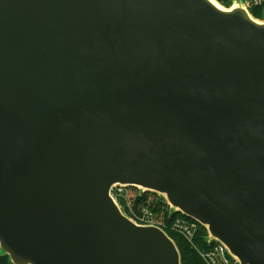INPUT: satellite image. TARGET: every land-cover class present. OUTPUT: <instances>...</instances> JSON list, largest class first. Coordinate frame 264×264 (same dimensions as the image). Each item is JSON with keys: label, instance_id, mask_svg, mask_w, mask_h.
Returning a JSON list of instances; mask_svg holds the SVG:
<instances>
[{"label": "water", "instance_id": "obj_1", "mask_svg": "<svg viewBox=\"0 0 264 264\" xmlns=\"http://www.w3.org/2000/svg\"><path fill=\"white\" fill-rule=\"evenodd\" d=\"M0 0V247L14 264H182L115 184L264 264V22L233 0Z\"/></svg>", "mask_w": 264, "mask_h": 264}, {"label": "built area", "instance_id": "obj_2", "mask_svg": "<svg viewBox=\"0 0 264 264\" xmlns=\"http://www.w3.org/2000/svg\"><path fill=\"white\" fill-rule=\"evenodd\" d=\"M241 3L250 13L251 10L255 8H261L264 11V0H242ZM120 186L123 187L121 184H115L111 188V195L116 202L117 196L123 195V188ZM141 213L142 216L140 217V222H136L137 224L143 226H157L167 233V230L164 229V227L155 222V214L149 206L144 207ZM181 214V219L174 220L173 230L191 243L202 258L204 264H240L237 257H235L223 243L214 238L210 233L205 236V247L196 245L195 239L199 234L200 224L190 216L183 213Z\"/></svg>", "mask_w": 264, "mask_h": 264}, {"label": "rangeland", "instance_id": "obj_3", "mask_svg": "<svg viewBox=\"0 0 264 264\" xmlns=\"http://www.w3.org/2000/svg\"><path fill=\"white\" fill-rule=\"evenodd\" d=\"M216 1L219 2V4H221L222 7L225 9H231L235 5V2L233 0L232 1L231 0H224V1L216 0ZM226 3H228L229 6L226 5ZM261 11L262 12H260L261 13L260 17L257 18V20L260 22H264V11L263 10ZM251 15L255 18L253 14V10H251ZM121 188H123V195L117 196L116 198L117 203L121 207V210L129 218L133 219L137 223L140 222V217L142 216L141 212L143 208L146 206H149L152 209L153 213L155 214V222L160 224L167 231L174 232L173 230L174 220L181 219L182 214L180 213V211L176 210L168 202L165 195L157 193V192H152L142 187H136V186L123 185V187ZM199 232H200V229H199ZM195 243L196 245H198L197 242ZM0 264H14L10 256L7 253H5L1 249V247H0Z\"/></svg>", "mask_w": 264, "mask_h": 264}, {"label": "trees", "instance_id": "obj_4", "mask_svg": "<svg viewBox=\"0 0 264 264\" xmlns=\"http://www.w3.org/2000/svg\"><path fill=\"white\" fill-rule=\"evenodd\" d=\"M226 5L229 6L228 3H226ZM261 10H262L261 8L253 9V14L255 16V19L260 17V14H261L260 12H262ZM175 216H177V215H175ZM167 233L175 241V243H176V245H177V247L181 253V263L182 264H204L202 258L198 254L197 250L187 241L186 238H184L182 235L175 233V232H172V231L171 232L167 231ZM207 234H208L207 228L205 226H203L202 224H200V232L196 238V242H197L198 246H200V247L206 246L205 236Z\"/></svg>", "mask_w": 264, "mask_h": 264}, {"label": "bare ground", "instance_id": "obj_5", "mask_svg": "<svg viewBox=\"0 0 264 264\" xmlns=\"http://www.w3.org/2000/svg\"><path fill=\"white\" fill-rule=\"evenodd\" d=\"M216 5H218V6H220V7H222V5L221 4H219V2H217L216 0H212ZM237 6V3H235V5H234V7H236ZM223 8V7H222Z\"/></svg>", "mask_w": 264, "mask_h": 264}]
</instances>
